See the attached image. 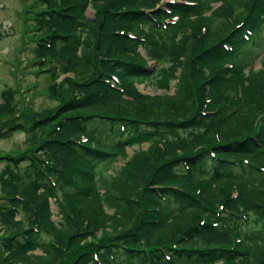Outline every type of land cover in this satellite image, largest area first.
<instances>
[{
  "label": "trees",
  "instance_id": "obj_1",
  "mask_svg": "<svg viewBox=\"0 0 264 264\" xmlns=\"http://www.w3.org/2000/svg\"><path fill=\"white\" fill-rule=\"evenodd\" d=\"M27 13L58 105L28 113L19 89L1 91L13 124L0 138L22 131L29 150L0 155V264H264V54L249 65L264 0H33ZM134 145L99 190L97 167Z\"/></svg>",
  "mask_w": 264,
  "mask_h": 264
},
{
  "label": "rangeland",
  "instance_id": "obj_2",
  "mask_svg": "<svg viewBox=\"0 0 264 264\" xmlns=\"http://www.w3.org/2000/svg\"><path fill=\"white\" fill-rule=\"evenodd\" d=\"M33 0H0V101L1 91L8 88H16L20 90L23 101L27 103L28 113L44 112L45 110L56 107V102L51 96V87L53 80L45 73L40 72L38 66L31 64L32 62V47L31 33L29 28L31 23L27 20L31 3ZM175 1V0H170ZM217 5L216 3L213 6ZM85 15L88 19L95 18V12L92 6L88 5L85 10ZM264 39V31H263ZM264 47V46H263ZM263 47L258 51L257 55L251 56L250 66L257 70L260 68V57L264 54ZM258 56V57H257ZM150 66L158 68L162 64H156L149 61ZM246 68L245 70H247ZM71 78V74H64L58 77L56 82L65 78ZM142 93L147 94H161L174 92V87L171 86L169 90L158 89L156 86L142 82L137 84ZM26 112V113H27ZM13 121L8 118L0 117V129H5L11 126ZM146 147V143L142 145ZM29 147L25 143V133L19 130L13 131L9 136L0 138V155H22L27 153ZM137 146L127 148V156L125 158L117 157L106 166H98V188L102 190L101 185L108 180L109 176L121 167L128 157H130ZM9 161L3 159L0 161V172ZM55 197L51 198V212L52 219L59 221L61 215L59 213V206L54 201ZM112 211V210H108ZM111 228H107L106 232L113 234ZM105 233V232H104ZM100 230L96 233V238L104 234ZM89 241V240H88ZM34 252L40 253L37 249Z\"/></svg>",
  "mask_w": 264,
  "mask_h": 264
}]
</instances>
